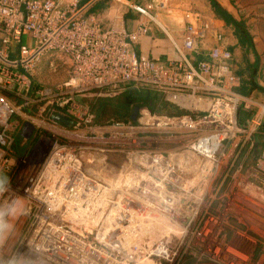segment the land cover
Masks as SVG:
<instances>
[{
    "label": "built area",
    "instance_id": "1",
    "mask_svg": "<svg viewBox=\"0 0 264 264\" xmlns=\"http://www.w3.org/2000/svg\"><path fill=\"white\" fill-rule=\"evenodd\" d=\"M152 8L151 4L134 10L150 23L158 24L150 15ZM78 12L76 3L62 8L52 0H0V91L23 106L46 100V110L40 113L45 112L43 121L51 125L57 123L53 119L57 115L70 120L72 126L91 124L89 108L76 98L94 90L111 94L127 89L150 90L182 108L180 102L206 103V110L190 104L188 113L176 118L146 116L154 124H164L183 134L188 148L207 163L201 177L213 181L221 160L220 150L241 131L237 112L241 107L247 109L245 99L235 92L239 80L230 66L232 54L222 46L223 37L217 35L221 45L209 49L205 59L193 64L188 56L199 55L204 32L189 24L180 46H175L178 59L164 63L137 55L132 48L146 35L149 25L143 24L130 34L102 30L94 20ZM13 48L18 51L16 60L9 58ZM42 61L52 72L64 69L67 77L54 90L33 92V76L28 70L40 68ZM262 111L250 119L254 131L264 118V108ZM13 113L0 96L3 133ZM118 126L123 125L117 123L111 128ZM4 138L8 139L0 135V159ZM34 163L23 182L13 185L25 199L26 212L12 221L13 233L0 248V255L11 246L15 252H26L32 264H182L186 258L200 264L203 255H208L212 264H240L241 259L233 261L228 249L221 252L211 247L213 234L206 231L210 225L204 228V238L202 232L194 236L195 231L189 230V216H184L190 220L179 229L181 236L177 240L167 235L165 241L141 255L130 247L137 236L136 213L169 209L152 202L156 181L164 187L163 195L179 189V177L170 175L172 167L162 156L150 159V165L166 172L165 176L131 175L117 179L113 186L89 176L74 158L71 147L51 148ZM9 166L3 162L0 171L6 172ZM187 204L189 201L184 202ZM199 239L207 241L197 244Z\"/></svg>",
    "mask_w": 264,
    "mask_h": 264
},
{
    "label": "rangeland",
    "instance_id": "2",
    "mask_svg": "<svg viewBox=\"0 0 264 264\" xmlns=\"http://www.w3.org/2000/svg\"><path fill=\"white\" fill-rule=\"evenodd\" d=\"M216 1L247 27L259 57V80L264 84V0ZM241 57L237 55L239 64ZM252 57L253 54L247 55L248 59ZM28 72L33 76V92L54 90L67 77L64 69L52 72L43 61L40 68ZM0 96L14 111L6 131H0V135L8 138H4L5 142L1 144L3 157L0 166L3 162L10 165L6 173L12 185L21 184L29 174L28 168L35 164L34 161L46 156L54 147H71L74 158L81 162L85 172L107 186H113L117 179L129 178L131 175L165 176L166 172L150 165V159L162 156L172 167L170 175L179 177L178 187L181 191L177 189L163 195L161 192L164 187L156 181L152 202L164 204L169 209L152 208L148 213H136L135 232L139 235L129 244L130 247H134L141 255L165 241L167 235L177 240L181 236L179 229L186 221L184 216H189V230L195 231L194 236L202 232L201 238H204V228L209 225L212 227L206 230L213 234L209 241L211 247L216 246L221 252L228 249L233 261L241 259L240 264H264V147L258 148L259 155L257 151L253 152L256 131L250 127V121L247 129H241L235 140L220 150L221 160L216 178L206 181L201 175L206 172L207 163L188 148L183 134L164 124L150 122L146 113L153 115L145 108L138 110L134 124H122L118 128H111V125L94 126L92 122L89 125L73 123V126L66 127L58 122L51 125L43 121L45 112L40 111L46 110V100L39 105L23 106L22 102L13 100L4 91H0ZM253 97L254 103L244 100L243 105L253 110L254 114H260L264 108V94L256 91ZM92 98L96 97L86 95L76 100L88 107L85 100ZM166 102L188 113V104L180 102L184 106L182 108L170 101ZM199 104V109H207L206 103ZM25 124L33 128V133L23 131ZM17 135L21 137L23 145L29 144L26 155L21 157L15 155L12 148ZM186 201L189 204L184 205ZM205 241L207 239H199L197 244L204 245ZM183 264H192V261L186 258ZM200 264L212 262H209L208 255H203Z\"/></svg>",
    "mask_w": 264,
    "mask_h": 264
},
{
    "label": "crops",
    "instance_id": "3",
    "mask_svg": "<svg viewBox=\"0 0 264 264\" xmlns=\"http://www.w3.org/2000/svg\"><path fill=\"white\" fill-rule=\"evenodd\" d=\"M52 1L58 3L62 8L76 3L80 11L93 0ZM151 4L153 8L150 10V15L155 17L158 24L150 23L146 16L134 10V7L147 8ZM81 15L88 20H94L102 30L114 29L128 34L143 24L149 25L146 35L133 44L132 48L137 55L158 59L164 63L178 59L175 46H180L189 24L204 32L199 55L188 56L193 64L200 59H205V54L209 49L221 45L216 40V36L221 35L224 40L222 46H226L232 54L230 66L239 80L238 87L243 81L249 82L250 80L256 87L248 97H241L254 103L253 94L256 91L264 94V84L259 80L261 70L258 55L253 51H246L238 44L233 29L226 27L221 20L217 19L207 0H96ZM238 54L242 55L240 64L237 60ZM248 54H253V57L248 59ZM255 55L258 67L254 77L250 78L245 71H247L248 65L252 66L255 63Z\"/></svg>",
    "mask_w": 264,
    "mask_h": 264
},
{
    "label": "trees",
    "instance_id": "4",
    "mask_svg": "<svg viewBox=\"0 0 264 264\" xmlns=\"http://www.w3.org/2000/svg\"><path fill=\"white\" fill-rule=\"evenodd\" d=\"M207 3L217 19L221 20L226 27L233 29L234 36L237 39L238 44L243 49H246V51L250 50L255 52L252 37L245 24L235 19L216 0H207ZM12 50L13 51H11L9 58L10 60H16L18 57L17 48H13ZM255 59V63L252 66L248 65V69L245 71L250 78L254 77V73L258 67L256 55ZM238 75L241 76L240 74ZM254 89H256V87L252 84L251 80L249 82L243 81L241 86L235 89V92L240 96L248 97L250 92ZM89 96L96 97L85 101L92 115V125L99 127L117 123L134 124L136 121H132L131 117L135 108H138V110L145 108L152 115L167 118H176L187 114L166 102L162 94L154 93L150 90L127 89L115 94H111L105 90H94L91 94H89ZM253 114V110L241 107L237 112L238 126L241 129H247V124ZM253 140L255 144L253 152L255 153V151H257V155H259L260 150L258 148L264 147V118L256 134H254ZM12 148L15 155L21 157L26 155L29 144L23 145L21 137L17 135L14 137Z\"/></svg>",
    "mask_w": 264,
    "mask_h": 264
},
{
    "label": "clouds",
    "instance_id": "5",
    "mask_svg": "<svg viewBox=\"0 0 264 264\" xmlns=\"http://www.w3.org/2000/svg\"><path fill=\"white\" fill-rule=\"evenodd\" d=\"M26 202L12 185L10 177L0 171V248L13 233L12 221L25 214ZM0 264H32V258L26 252H15L9 246L3 255H0Z\"/></svg>",
    "mask_w": 264,
    "mask_h": 264
},
{
    "label": "water",
    "instance_id": "6",
    "mask_svg": "<svg viewBox=\"0 0 264 264\" xmlns=\"http://www.w3.org/2000/svg\"><path fill=\"white\" fill-rule=\"evenodd\" d=\"M96 0H93L90 4H88L86 7H84L82 10H80L78 12V15H81L93 2H95ZM137 112H138V108L134 109L133 115L131 117L132 121L136 120V116H137ZM56 122L65 125L66 127H70L72 126V122L68 119H66L65 117L61 116V115H57L53 118ZM25 127H27L28 129H32V127L29 124H25ZM29 130V132H30ZM29 134V133H28Z\"/></svg>",
    "mask_w": 264,
    "mask_h": 264
},
{
    "label": "bare ground",
    "instance_id": "7",
    "mask_svg": "<svg viewBox=\"0 0 264 264\" xmlns=\"http://www.w3.org/2000/svg\"><path fill=\"white\" fill-rule=\"evenodd\" d=\"M185 104H188V105H190V104H193V105H195V106H198V107H201V105L199 104V103H197V102H193V101H191V102H184ZM202 104V103H201ZM150 218V217H149ZM187 220H186V222H189V218L187 217L186 218ZM149 223V222H148ZM143 225H145V224H143ZM149 225V224H148ZM148 225H146V226H148ZM212 228V227H211ZM139 232H141V231H139ZM138 234V233H137ZM139 235V234H138ZM140 236H141V234H140ZM138 238H140L139 236H138ZM223 258L224 259H226L227 258V255H223Z\"/></svg>",
    "mask_w": 264,
    "mask_h": 264
},
{
    "label": "flooded vegetation",
    "instance_id": "8",
    "mask_svg": "<svg viewBox=\"0 0 264 264\" xmlns=\"http://www.w3.org/2000/svg\"><path fill=\"white\" fill-rule=\"evenodd\" d=\"M24 127H25V125H24ZM29 130H30V129H28L27 127H25V131H26L27 133H33V131H34L33 129H31L30 132H29ZM183 263H184V262H183ZM183 263H182V264H183Z\"/></svg>",
    "mask_w": 264,
    "mask_h": 264
}]
</instances>
